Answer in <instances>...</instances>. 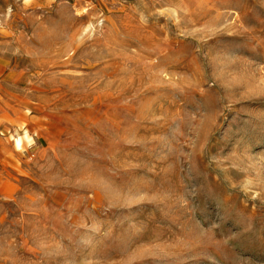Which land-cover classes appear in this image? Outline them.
<instances>
[{"label":"rangeland","instance_id":"1","mask_svg":"<svg viewBox=\"0 0 264 264\" xmlns=\"http://www.w3.org/2000/svg\"><path fill=\"white\" fill-rule=\"evenodd\" d=\"M0 264H264V0H0Z\"/></svg>","mask_w":264,"mask_h":264},{"label":"clouds","instance_id":"2","mask_svg":"<svg viewBox=\"0 0 264 264\" xmlns=\"http://www.w3.org/2000/svg\"><path fill=\"white\" fill-rule=\"evenodd\" d=\"M15 146H16V150L17 151H22L23 150L22 147H21V145H20V142L19 141L16 142V145ZM29 146H31V145H29Z\"/></svg>","mask_w":264,"mask_h":264}]
</instances>
